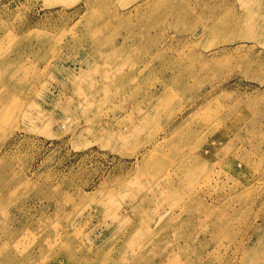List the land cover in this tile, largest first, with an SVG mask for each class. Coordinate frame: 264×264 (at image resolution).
I'll use <instances>...</instances> for the list:
<instances>
[{
	"label": "rangeland",
	"instance_id": "1",
	"mask_svg": "<svg viewBox=\"0 0 264 264\" xmlns=\"http://www.w3.org/2000/svg\"><path fill=\"white\" fill-rule=\"evenodd\" d=\"M242 1L0 0V264H264Z\"/></svg>",
	"mask_w": 264,
	"mask_h": 264
},
{
	"label": "bare ground",
	"instance_id": "2",
	"mask_svg": "<svg viewBox=\"0 0 264 264\" xmlns=\"http://www.w3.org/2000/svg\"><path fill=\"white\" fill-rule=\"evenodd\" d=\"M249 1H251V0H243L242 2L244 3V4H247ZM249 9V8H248ZM247 9V10H248ZM257 19L258 18H252V16L248 13L247 15H246V18H244V22L245 23H247V21L248 20H251V22H250V25L252 26V27H256L257 25H256V21H257ZM244 23V24H245Z\"/></svg>",
	"mask_w": 264,
	"mask_h": 264
}]
</instances>
